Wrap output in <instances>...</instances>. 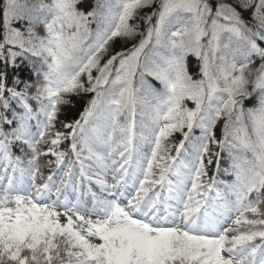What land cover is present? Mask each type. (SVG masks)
I'll list each match as a JSON object with an SVG mask.
<instances>
[{
    "label": "snow or ice",
    "instance_id": "6c2138e0",
    "mask_svg": "<svg viewBox=\"0 0 264 264\" xmlns=\"http://www.w3.org/2000/svg\"><path fill=\"white\" fill-rule=\"evenodd\" d=\"M0 264H264V0H0Z\"/></svg>",
    "mask_w": 264,
    "mask_h": 264
},
{
    "label": "trees",
    "instance_id": "16d2710c",
    "mask_svg": "<svg viewBox=\"0 0 264 264\" xmlns=\"http://www.w3.org/2000/svg\"><path fill=\"white\" fill-rule=\"evenodd\" d=\"M122 43H123L122 41L118 42V44L115 45V47H119ZM194 66H195L194 63H192L190 65V71L194 68ZM21 75L26 77L28 75L27 69H23L22 72H21ZM74 103H75V107L74 108H66L62 118H64V117L72 118V117L75 116L77 110L81 106L80 102H79V98H74ZM189 105L191 106V102H189ZM177 137H179V134H177ZM211 174H212V169L210 168L209 169V175H211Z\"/></svg>",
    "mask_w": 264,
    "mask_h": 264
}]
</instances>
